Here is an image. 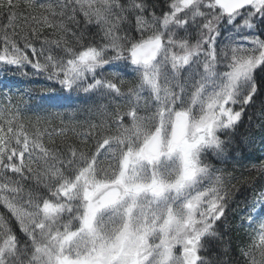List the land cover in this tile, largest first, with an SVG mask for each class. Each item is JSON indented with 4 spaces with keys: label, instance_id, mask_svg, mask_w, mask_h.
I'll return each instance as SVG.
<instances>
[{
    "label": "snow or ice",
    "instance_id": "snow-or-ice-1",
    "mask_svg": "<svg viewBox=\"0 0 264 264\" xmlns=\"http://www.w3.org/2000/svg\"><path fill=\"white\" fill-rule=\"evenodd\" d=\"M258 93L264 0H0V264H231L211 158ZM245 188L237 264H264Z\"/></svg>",
    "mask_w": 264,
    "mask_h": 264
},
{
    "label": "trees",
    "instance_id": "trees-1",
    "mask_svg": "<svg viewBox=\"0 0 264 264\" xmlns=\"http://www.w3.org/2000/svg\"><path fill=\"white\" fill-rule=\"evenodd\" d=\"M159 7H164L165 0H154ZM260 83L258 79V84ZM27 85H21L26 88ZM264 144V94H257L254 97V106L246 110L242 122L232 135V144L224 161L211 158V162L217 168L232 173L235 180L236 191L225 210L222 218L221 232L223 240L219 243L210 241L208 256L212 259L231 261L237 264L238 246L246 242L245 229L239 227V213L243 207L244 196L247 195L245 182L250 181L254 185L264 183V174L253 171L250 164L262 158L261 147ZM4 209L0 208V212ZM227 248L224 253L222 249Z\"/></svg>",
    "mask_w": 264,
    "mask_h": 264
}]
</instances>
